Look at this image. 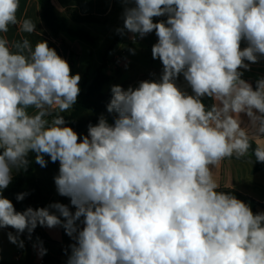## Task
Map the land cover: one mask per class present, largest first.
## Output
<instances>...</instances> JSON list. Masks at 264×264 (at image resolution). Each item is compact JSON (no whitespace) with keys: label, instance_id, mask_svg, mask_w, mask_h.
Wrapping results in <instances>:
<instances>
[{"label":"clouds","instance_id":"clouds-1","mask_svg":"<svg viewBox=\"0 0 264 264\" xmlns=\"http://www.w3.org/2000/svg\"><path fill=\"white\" fill-rule=\"evenodd\" d=\"M118 2L117 34L155 32L162 74L113 85V122L101 114L81 138L61 115L80 74L46 40L32 43L37 22L18 16L20 0H0V230L14 229L7 238L23 249L21 234L62 227L74 241L67 264H264V212L214 179L226 158L264 163V78L254 88L240 71L264 57V0ZM11 27L20 39L9 40ZM181 74L193 94L177 86ZM30 153L41 167L59 162L54 183L74 212L59 202L17 211L3 195ZM33 247L46 255L42 241Z\"/></svg>","mask_w":264,"mask_h":264},{"label":"crops","instance_id":"crops-1","mask_svg":"<svg viewBox=\"0 0 264 264\" xmlns=\"http://www.w3.org/2000/svg\"><path fill=\"white\" fill-rule=\"evenodd\" d=\"M52 3L59 16L67 18L72 28L88 32L94 43L81 41L67 33H61L58 38L54 37L42 20L40 0H20L18 16L31 17L37 22L39 35L34 33L29 36L33 44L38 40H46L50 47L55 48L57 53L68 61L72 74H80V93L86 91L87 85L92 82L103 63L106 64V73L113 77V80L103 88L105 94H111L113 85H120L126 90L129 86L137 87L143 80L160 79L162 63L159 59L154 60L151 55V48L158 39L155 32L144 38L137 35L135 42L131 39L132 33L126 32L123 36L117 34L116 29L123 26L121 17L125 7L118 0H55V3L52 0ZM73 14L94 16L101 19V22L75 23L72 20ZM163 19L166 17L154 18V21ZM7 36L9 40L21 38L15 27L10 28ZM130 49H134L135 54L130 52ZM240 71L243 72L242 78L255 88L257 80L264 78V57L257 63L250 64L249 70ZM176 84L182 91L193 94L182 74L177 78ZM243 120L246 125L247 117L244 116ZM45 159L49 161L46 167H41L37 163L35 167V175L45 192V207L59 202L68 205L74 212L75 208L71 205L70 199L60 196L54 183V177L58 175L59 162L52 163L47 156ZM250 161L226 158L214 169V179L219 185V190H233L264 204V170L257 172L255 163ZM249 206L254 213L264 212L262 207L253 204ZM9 231L15 234V230L11 228L0 230V263L67 264L71 254L68 251L71 250L69 245L74 241L66 235L62 227L49 229L40 226L38 237L32 234L31 240L27 239V233L21 234L25 244L23 249L9 242L7 238ZM38 240L43 242V247L47 250L42 258L33 247ZM18 255L19 261L16 260Z\"/></svg>","mask_w":264,"mask_h":264},{"label":"trees","instance_id":"trees-1","mask_svg":"<svg viewBox=\"0 0 264 264\" xmlns=\"http://www.w3.org/2000/svg\"><path fill=\"white\" fill-rule=\"evenodd\" d=\"M41 16L44 24L50 30L52 35L56 38L61 33H67L70 36L77 38L87 43H94L93 37L83 29H74L70 26L67 18L59 16L54 8L52 0H40ZM72 20L75 23H100L101 19L94 16H80L73 14ZM241 46L246 47L247 42L242 41ZM106 64L103 63L98 69L92 82L87 85L86 91L81 92L77 98L76 104L73 106L70 113H62L65 120L68 122V126L72 127L79 135L84 136L87 134L88 125H95L98 122V118L103 114L109 121L113 122L114 114H109L106 110V105L111 99V94H105L103 92L104 86L109 84L113 77L106 73ZM203 103L206 107H211L214 101L211 98L203 97ZM255 145L253 144V148ZM30 163L27 171H19L13 177V181L10 186L4 191L3 195L12 200L17 211H23L27 207L31 206L35 208L45 207V192L42 188L41 182L35 175V154L30 153L28 157ZM230 159H236L235 157ZM239 160H251L255 163V170L257 172L264 170V163L256 162L254 155L251 152L248 156L242 157ZM228 194L234 195L236 198L244 201L245 203L253 204L256 207L264 208V204H260L236 191L233 190H221ZM27 192L29 195L23 201H16L15 197L17 193ZM38 226L33 236L38 237ZM71 252V250H68ZM7 264V263H0Z\"/></svg>","mask_w":264,"mask_h":264},{"label":"built area","instance_id":"built-area-1","mask_svg":"<svg viewBox=\"0 0 264 264\" xmlns=\"http://www.w3.org/2000/svg\"><path fill=\"white\" fill-rule=\"evenodd\" d=\"M148 35H149V34H148ZM148 35H146V36H148ZM19 256H20V255H18L17 258H16L17 261H19V258H20Z\"/></svg>","mask_w":264,"mask_h":264}]
</instances>
